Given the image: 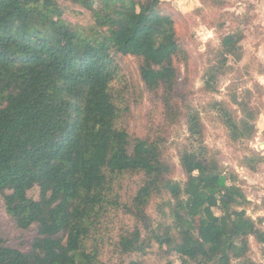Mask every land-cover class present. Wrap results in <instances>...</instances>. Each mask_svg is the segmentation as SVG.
<instances>
[{"label":"trees","instance_id":"16d2710c","mask_svg":"<svg viewBox=\"0 0 264 264\" xmlns=\"http://www.w3.org/2000/svg\"><path fill=\"white\" fill-rule=\"evenodd\" d=\"M164 4L0 0V196L18 228L37 230L28 251L0 237V264H104L109 219L119 212L133 220L110 236L113 253L125 257L121 264H143L140 256L153 244L181 264H261L250 255L249 237L264 251V217L248 213L254 205L238 177L224 174L210 156L197 111L185 113L188 142L179 154L185 181L172 178L158 141L132 137L121 125L129 110L125 57L139 61L144 89L161 94L165 120L181 114L176 87L188 52ZM71 6L90 13L88 25L65 18ZM242 32L221 37L206 76L218 80L230 57L241 58ZM231 101L248 114L237 118L226 100L213 106L232 142L250 140L257 112L246 100ZM125 174L141 179L124 200ZM154 199L161 200L157 218L148 212Z\"/></svg>","mask_w":264,"mask_h":264},{"label":"rangeland","instance_id":"374dc122","mask_svg":"<svg viewBox=\"0 0 264 264\" xmlns=\"http://www.w3.org/2000/svg\"><path fill=\"white\" fill-rule=\"evenodd\" d=\"M162 1L165 3L164 8L173 13L177 36L188 52L187 64H179L176 87L181 114L173 123L165 120L164 104L159 97L161 94L150 95L144 89L139 74V61L134 57H125L122 59V82L123 85L126 84L124 103L129 110L121 119V125L132 137L158 141L163 158L173 165L172 178L185 181L186 174L179 158L180 150L188 142L185 113L188 109L197 111L204 128L203 142L210 156L215 159L224 174H235L238 177L247 196L249 193L248 190L246 192L244 178L247 174L259 171L260 181L264 183V0H221L223 4L219 6L213 4V0ZM63 2L70 4L68 1ZM78 11L79 7L71 6L65 18L88 25L90 13ZM233 14L241 17L240 23L232 20ZM237 28L242 29L244 34L240 41L241 58L234 60L230 57L225 72L214 81L205 75V69L210 65L221 37ZM233 97L238 101H248L257 112L256 132L250 140L232 142L218 110L213 106L215 101L226 100L236 111L237 118H242L248 111H241L239 105L232 103ZM255 152L260 154L261 158L255 156ZM123 177L122 198L125 200L135 192L141 176L125 174ZM29 195L36 197L37 189L30 191ZM160 202L161 200L154 199L149 206L148 212L154 218H157L159 211L155 203ZM247 209L250 212L252 210L249 206ZM214 211L217 215L220 214L218 209ZM111 218L109 233L104 239L103 263L121 264L125 257L113 253L110 236L114 238L131 227L133 220L121 212L112 214ZM36 234L35 225L28 229L16 226L14 220L6 213L0 196V237L6 245L28 251ZM249 241L252 247L251 257L256 261L263 258V251L252 237H249ZM165 250L166 248L161 250L153 244L145 255L140 256V260L143 264H164L167 260L181 264L178 255L166 253ZM232 264L238 262L234 260Z\"/></svg>","mask_w":264,"mask_h":264},{"label":"crops","instance_id":"0c3cea01","mask_svg":"<svg viewBox=\"0 0 264 264\" xmlns=\"http://www.w3.org/2000/svg\"><path fill=\"white\" fill-rule=\"evenodd\" d=\"M244 178L246 179V192L248 190V193L250 194H248L247 197L250 201L253 202L254 205L251 212L249 211V214L251 213L250 215H252L253 218L257 216L264 217V183L260 181V172H251V174H247ZM262 228L264 229V223L262 225ZM262 254L263 258H258L257 262L264 264V251Z\"/></svg>","mask_w":264,"mask_h":264}]
</instances>
